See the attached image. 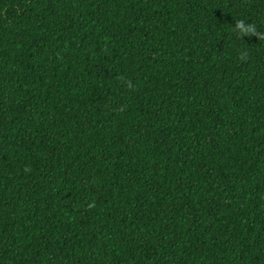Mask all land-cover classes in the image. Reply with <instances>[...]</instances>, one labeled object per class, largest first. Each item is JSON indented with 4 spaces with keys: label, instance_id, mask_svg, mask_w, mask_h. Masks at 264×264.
<instances>
[{
    "label": "trees",
    "instance_id": "obj_1",
    "mask_svg": "<svg viewBox=\"0 0 264 264\" xmlns=\"http://www.w3.org/2000/svg\"><path fill=\"white\" fill-rule=\"evenodd\" d=\"M240 20L264 0H0V264H264Z\"/></svg>",
    "mask_w": 264,
    "mask_h": 264
},
{
    "label": "clouds",
    "instance_id": "obj_2",
    "mask_svg": "<svg viewBox=\"0 0 264 264\" xmlns=\"http://www.w3.org/2000/svg\"><path fill=\"white\" fill-rule=\"evenodd\" d=\"M234 29L240 34V36H252L257 35V39H264V34L256 33V27L253 24H246L243 20L236 21ZM244 53L241 54L243 58ZM91 207V205H89Z\"/></svg>",
    "mask_w": 264,
    "mask_h": 264
}]
</instances>
